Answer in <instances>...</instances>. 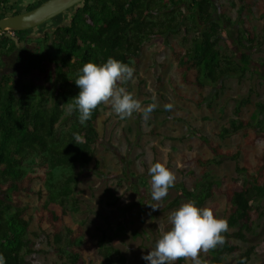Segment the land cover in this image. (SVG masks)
I'll return each instance as SVG.
<instances>
[{
  "label": "trees",
  "instance_id": "obj_1",
  "mask_svg": "<svg viewBox=\"0 0 264 264\" xmlns=\"http://www.w3.org/2000/svg\"><path fill=\"white\" fill-rule=\"evenodd\" d=\"M217 1L84 0L60 14L69 13L63 22L50 31L45 29L49 32L45 35V52H40L38 46L39 52L34 51L25 70L31 72L22 95L28 92L33 99L17 106L8 103L15 99L10 90L0 94L2 100L7 99L0 106V255L5 264H29V256L41 252L28 235L34 221L43 229L42 236L51 252L66 253L69 264H127L128 256L110 243L112 238L106 231L93 232L80 220L75 201L69 204L70 199L76 200L75 168L96 156L93 145L99 138V117L101 109L108 107L101 105L81 124L79 111H68L80 91L75 79L82 74L84 64L106 63L110 57L134 68L140 62L144 44L152 37L183 31L187 40L190 33L193 35L187 46L173 47L178 79L170 78L181 99L201 106L207 98L201 92L198 98L181 92L180 84L202 91L206 83L244 77L256 65L262 68L264 80V58L253 55L261 43L253 23L254 1L230 0L226 8ZM255 4L264 14V3ZM231 11L236 13L235 19ZM222 24L235 30L236 49L228 43L220 45ZM229 33L222 32L227 36ZM122 86L131 92L128 82ZM237 105L240 113L241 101ZM257 105L264 112V98ZM253 127L247 118H232L218 134L225 138L244 131L247 143L255 144ZM77 133L84 139L80 145L74 141ZM201 138L213 153L211 158H193L201 169L229 159L235 162L238 175L230 179L224 175L217 180L206 171L198 175L185 167L180 169L183 181L175 185L179 195L200 207H211L217 216L220 202L215 198L225 197L229 231L225 243L212 250L207 259L222 264L223 256H234L236 264H249L255 245L247 232L258 233L264 221V147L257 161L252 162V150L244 144L226 149L207 136ZM67 169L71 171L67 173ZM36 180L45 186L44 199V191L34 187ZM31 193L40 197L34 215L30 213L31 203L25 200ZM65 230L69 239L66 248L59 245ZM185 262L180 259L176 264Z\"/></svg>",
  "mask_w": 264,
  "mask_h": 264
},
{
  "label": "rangeland",
  "instance_id": "obj_2",
  "mask_svg": "<svg viewBox=\"0 0 264 264\" xmlns=\"http://www.w3.org/2000/svg\"><path fill=\"white\" fill-rule=\"evenodd\" d=\"M253 1L255 7L253 23L261 40L260 47L253 55L264 58V14L263 9L255 4L264 3V0ZM217 3L226 8L230 0H218ZM231 12L232 18L235 19L236 13ZM68 14L50 19L44 25L41 24L35 32L39 29L41 31L44 27L51 30L63 22ZM232 28L222 24L220 45H230L236 49V45H233V36L236 32L232 31ZM225 30H230L228 36L222 34ZM192 35L190 33L187 40L181 31L152 37L144 44L140 62L134 65L133 80L128 81V84L134 97L140 100L143 106L153 103L154 97L158 106L148 118L142 113H134L131 118L125 120H121L109 106L101 109L99 138L93 145L96 156L90 163L84 165L78 163L75 168L78 177L74 193L76 200L70 199L69 204L75 201L79 206L77 214L80 220H84L93 232L99 233L103 229L106 231L112 238L110 243L128 256L127 264H149L143 256L155 247L163 231L170 230L169 214L183 203L191 201L179 195L176 185L169 189L168 195L161 201L152 200L151 177L148 172L151 164L158 161L166 163L176 173L175 184L183 181L180 169L185 167L195 170L198 175L206 171L209 177L217 180L224 175L229 179L237 176L236 164L229 159L219 165L201 169L193 158L213 157L211 150L203 144L202 136L221 143L226 149H235L238 143L244 144L246 148L252 150L250 153L252 162H256L257 155L263 153V147H258L257 144L258 141H264V127L261 129L264 124V112H261L257 105L264 98L262 68L256 65L244 77L226 78L217 84L206 83L202 91L193 86L180 84L181 92L196 98L201 92L207 101L197 106L188 99H181L170 81L171 77L178 79L172 50L173 47L187 46ZM39 44L41 46L42 42ZM239 101L240 113H237ZM169 103L172 104V108L166 110L164 106ZM238 117L253 122L251 134L255 138V144L247 143L244 131L225 138L219 136V131L228 126L232 118ZM240 163L243 164L242 161ZM65 171L69 173L71 170ZM34 187L36 190L44 191V199L43 183L36 180ZM175 198L179 200L175 202ZM25 200L31 203L30 213L34 215L36 207L40 205L39 194L31 193ZM215 200L220 202L218 216L225 217V197L216 196ZM150 204H156L159 208L153 210ZM209 204L210 202L207 203ZM43 232L37 222L31 224L28 235L37 242L41 252L29 256V264H56L55 262L66 264L68 262L66 253L57 255L51 252V246L42 236ZM247 234L255 245V254L249 264H264V221L258 233ZM63 235L64 239L59 245L66 248L69 246L66 230ZM210 252L201 253L200 258L204 264H212L207 259ZM236 263L234 256L222 257V264ZM115 264L120 262L116 261ZM184 264L192 262L186 260Z\"/></svg>",
  "mask_w": 264,
  "mask_h": 264
},
{
  "label": "clouds",
  "instance_id": "obj_3",
  "mask_svg": "<svg viewBox=\"0 0 264 264\" xmlns=\"http://www.w3.org/2000/svg\"><path fill=\"white\" fill-rule=\"evenodd\" d=\"M82 74L75 79L80 89L74 97V103L68 106L69 113L78 110L79 121L85 124L98 107L106 105L121 119H129L134 113H142L145 118L158 106L153 103L143 106L141 101L125 86L133 80L135 69L115 58H108L106 63L88 62L83 65ZM166 110L172 104H166ZM77 144L84 143L80 134L74 135ZM258 147H264V141L257 142ZM151 177V198L161 201L168 195L169 189L174 187L176 173L164 162H155L148 169ZM153 210L159 208L150 204ZM170 230L163 231L156 241L155 247L143 256L149 264H174L175 261L190 260L192 264H204L201 253L208 252L225 243V233L229 231L227 218L215 214L211 207H200L194 201L183 203L168 216ZM0 264L5 259L0 255Z\"/></svg>",
  "mask_w": 264,
  "mask_h": 264
},
{
  "label": "flooded vegetation",
  "instance_id": "obj_4",
  "mask_svg": "<svg viewBox=\"0 0 264 264\" xmlns=\"http://www.w3.org/2000/svg\"><path fill=\"white\" fill-rule=\"evenodd\" d=\"M44 1L0 0V18L28 11ZM40 26L24 30L0 29V94L5 95L10 90L15 99L8 103L13 105L19 106L23 101L33 99L32 95L27 96L28 92L25 93V96L22 93L24 83L28 79L27 76L30 75L27 74L31 72L29 70L28 73H25V70L32 59L34 51L39 52L37 49L39 46L40 52H45V35L50 30L45 32L44 27L41 31L39 29L35 32ZM40 41L42 42L41 46ZM6 100V97L4 100L0 98V106Z\"/></svg>",
  "mask_w": 264,
  "mask_h": 264
},
{
  "label": "water",
  "instance_id": "obj_5",
  "mask_svg": "<svg viewBox=\"0 0 264 264\" xmlns=\"http://www.w3.org/2000/svg\"><path fill=\"white\" fill-rule=\"evenodd\" d=\"M82 1L84 0H45L28 11L0 18V29L24 30L37 27Z\"/></svg>",
  "mask_w": 264,
  "mask_h": 264
}]
</instances>
